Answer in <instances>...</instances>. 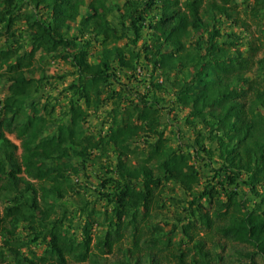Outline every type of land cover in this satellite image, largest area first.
I'll return each mask as SVG.
<instances>
[{
	"label": "trees",
	"instance_id": "obj_1",
	"mask_svg": "<svg viewBox=\"0 0 264 264\" xmlns=\"http://www.w3.org/2000/svg\"><path fill=\"white\" fill-rule=\"evenodd\" d=\"M110 2L0 0V29H7L0 30V77L9 90L0 100L1 264H219L217 248L227 242L246 249L236 251L238 263L222 264L264 260V56L256 57L255 41L246 56L219 40L222 17L247 25L233 15V0ZM23 4L32 11L24 12ZM252 12L264 15V0H253ZM94 42L100 50L89 59ZM50 55L75 68L58 118L50 100L35 98L53 77L45 67ZM138 69L150 71L145 92L122 83L140 77ZM161 92H172L169 114L187 110L185 125L198 134L196 145L182 144L178 131L176 144L166 134ZM110 100L106 132H91V110ZM202 153L208 160L216 154L220 166L206 162L214 174L198 190ZM97 159L107 187L100 195L112 208L78 206L79 235L71 230L67 206L71 192H78L73 174ZM222 173L236 184L225 193L216 180ZM239 177L257 198L252 206L237 188ZM169 182L188 195L182 209L178 196H170L174 219L167 215ZM21 226L31 242L45 243L44 254H23Z\"/></svg>",
	"mask_w": 264,
	"mask_h": 264
},
{
	"label": "rangeland",
	"instance_id": "obj_2",
	"mask_svg": "<svg viewBox=\"0 0 264 264\" xmlns=\"http://www.w3.org/2000/svg\"><path fill=\"white\" fill-rule=\"evenodd\" d=\"M125 0H111L110 4L121 6L124 4ZM235 11L233 13L234 16H238L242 18L246 22V27H240L237 24H234L231 22V20H223L224 17L219 22V31L220 36L218 37L220 41L226 40L227 42H230V50L235 51L237 49L242 50L245 55H248V49L250 47L251 42L255 41L256 46L260 48L258 54L256 57L264 56V15L260 13H253L252 12V6H253V0H233ZM32 5L31 4H23V10L24 12L30 13L32 11ZM85 9L83 8V11ZM78 23H73V27L71 29L75 31L77 28ZM17 26H25L24 21H18ZM4 33L7 32V29H0ZM149 30L147 28L143 29V32L141 34V39L138 42V47L140 50L143 49L141 46L142 43H144V39L146 38V34ZM76 32V31H75ZM234 33V36L232 38H229L227 34ZM130 35H133L132 32H130ZM233 40V41H231ZM261 42L263 44H261ZM71 49H73L71 47ZM100 50L99 43L94 42L89 47V59H94L96 55L98 54ZM247 51V52H246ZM40 53L37 54V58H39ZM48 60L47 64L45 65L47 74L49 76H53L50 78V81L45 83L42 88L41 92L35 97L36 99L40 100L41 102H45L46 100H50L55 107H56V117H60L62 115L68 105V101L71 96V92L67 91V86L70 84V82L74 78V70L75 68L72 66L70 61H67L63 56L60 55H50L48 56L45 61ZM149 70H142L140 77H132L130 80L123 78L122 83H127L128 88L130 90L134 91H141L145 92L147 89V79L149 78ZM119 74H121V70L118 71ZM159 73V72H158ZM255 73V72H254ZM39 74V73H38ZM63 76V77H60ZM169 86V83L167 84ZM8 84L5 82L3 77H0V100H2L7 94H8ZM164 95V101L161 104V112L163 116V120H167L170 125L166 127L167 121L163 123L165 126V132L167 135H171L172 141L176 144L178 141L174 140L175 134L177 131L180 132L179 134L182 136V144H191L196 145V137L198 134L195 133L192 127H188L185 125L184 117L187 114V110H183L180 107H176L175 110L172 112V114L168 113V109L174 106L172 104L173 95L172 92L170 93H163ZM112 107V101L106 102L102 105L101 109L94 112L92 111L91 116L89 117L88 123L86 126L91 132L97 133L100 129L102 130V133L106 132L107 124L105 123V116L108 114L109 110ZM54 126V125H53ZM201 126V124H199ZM198 126V127H199ZM98 135V134H97ZM9 137L15 140L19 143V140L15 137L14 134H9ZM179 140V139H178ZM142 140H139L141 142ZM143 143H141V146ZM207 146H211L212 144L207 140ZM202 156L205 158L203 160H196V164L199 167L201 171V185L198 186V190L202 189V186L204 183L210 179L214 171L212 168H208L207 163L212 164V167L214 166H220V162L217 159V155L215 154L212 158V160H208L205 153H202ZM75 159H69V162H74ZM101 159H97V161L89 163L86 162L87 168L84 171L79 172V175L73 174V181L76 183V188L78 192L72 191L71 195H69L68 199L70 200L68 202V209L70 210L68 212L69 216L73 217V223L71 230L75 231L77 234L81 235V223L82 218L79 217V215L74 216L75 210H78V206H80L82 203L89 202L91 206L95 207L97 210H101L102 212L106 210H111L112 205H109L107 201L104 199L103 196L100 195V191L107 190V187L103 186L102 180H103V172L101 171V168L99 166ZM110 161H113V158L110 159ZM207 162V163H206ZM102 163H106V159L102 160ZM70 173H73L69 171ZM220 180L221 184H218L220 190H222L223 193H225L224 187L228 189H233L236 187V184L231 183L229 180L228 175L225 173L220 174L217 176L216 180ZM239 186V190L244 188L241 178L236 179ZM242 185V186H241ZM172 186L171 182L168 183L166 187V204L169 206V211L167 213L168 218L174 219L173 217V211L175 210L174 201L170 199V196H178L177 200L180 202L179 209H182V204L187 203L186 200L188 198V195L183 192L182 189L175 187L173 190L170 188ZM242 193H243V199L247 201V203L252 206L255 204L257 198L254 194H250L247 187H245ZM3 207V203L1 202ZM103 217H106L103 216ZM93 218L96 220L93 228L97 227L98 219L95 214H93ZM21 226L19 228V236L22 241L25 242V245L21 246V250L23 254L26 257H29L31 259L32 251L38 253L39 255L44 254L45 250V243L44 242H31L28 236V231ZM203 234V232H202ZM27 244V245H26ZM209 246L213 245L210 243ZM217 252L222 255V259H219V264L224 263H238V254L236 253L237 250H243L246 249L244 245L235 244L231 242H227V244L224 246L223 249L217 248ZM7 255H10V252L7 253ZM112 256V255H111ZM109 257L108 261H111L114 259V257ZM250 260L243 259L242 264H250ZM1 264V262H0ZM69 264H77L74 261H70ZM252 264H264V260L260 256L255 257V261Z\"/></svg>",
	"mask_w": 264,
	"mask_h": 264
},
{
	"label": "built area",
	"instance_id": "obj_3",
	"mask_svg": "<svg viewBox=\"0 0 264 264\" xmlns=\"http://www.w3.org/2000/svg\"><path fill=\"white\" fill-rule=\"evenodd\" d=\"M140 70H141V69H138V72H139V73H141V72H142V71L140 72ZM161 80H162V79H161Z\"/></svg>",
	"mask_w": 264,
	"mask_h": 264
}]
</instances>
